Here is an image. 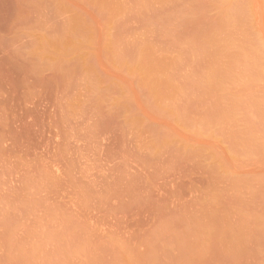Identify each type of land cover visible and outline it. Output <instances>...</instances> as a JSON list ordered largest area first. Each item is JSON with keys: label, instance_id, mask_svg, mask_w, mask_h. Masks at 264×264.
Returning a JSON list of instances; mask_svg holds the SVG:
<instances>
[{"label": "rangeland", "instance_id": "rangeland-1", "mask_svg": "<svg viewBox=\"0 0 264 264\" xmlns=\"http://www.w3.org/2000/svg\"><path fill=\"white\" fill-rule=\"evenodd\" d=\"M0 264H264V0H0Z\"/></svg>", "mask_w": 264, "mask_h": 264}]
</instances>
